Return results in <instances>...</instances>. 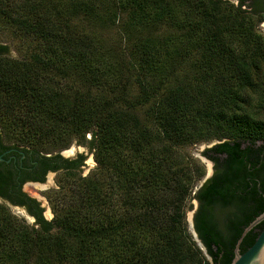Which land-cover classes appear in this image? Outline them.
<instances>
[{
    "label": "trees",
    "instance_id": "1",
    "mask_svg": "<svg viewBox=\"0 0 264 264\" xmlns=\"http://www.w3.org/2000/svg\"><path fill=\"white\" fill-rule=\"evenodd\" d=\"M11 1L0 26L33 46L18 59L0 44V140L35 152L43 180L83 159L46 146L91 133L96 169L51 220L31 210L37 227L0 204V264H229L264 209V0ZM211 140L194 214L208 260L184 223L201 172L180 150Z\"/></svg>",
    "mask_w": 264,
    "mask_h": 264
},
{
    "label": "rangeland",
    "instance_id": "2",
    "mask_svg": "<svg viewBox=\"0 0 264 264\" xmlns=\"http://www.w3.org/2000/svg\"><path fill=\"white\" fill-rule=\"evenodd\" d=\"M21 1L22 0H12L10 4L15 7L22 3ZM234 2L237 3V1ZM256 3L258 4V2ZM256 28L260 33L264 34V18L256 19ZM99 33H103L111 43H115L118 39V31L116 28H110L106 32H104L102 28H99ZM0 44L7 47L5 51L6 56L18 59L26 56L29 49L32 50L31 48L33 46V44H30L29 37L23 36L20 30L14 26L12 27L10 23L0 26ZM6 140L4 139L5 143L14 142L13 140ZM217 142V140L199 142L180 150L181 154L185 155L184 158L189 161L190 166L193 169H199L201 172L200 176L196 175L192 192L186 199L184 223L189 237L205 255L206 251L198 244L194 234V214L198 207L195 194L206 179L213 173V162L205 155V151ZM56 151L58 150L51 146H46L42 153L52 154ZM61 153L64 157L72 159L76 158L78 154L83 155V165L77 168L75 176L66 177L63 170L57 171L56 173H49L41 185H36L41 188L33 191V197L38 199L40 207L43 209V215L47 220H51L62 207H67L72 203L76 196V180L79 177L93 175L96 169L91 133H87L84 138L72 139L69 145L61 150ZM23 190L28 192L30 189H27L25 186ZM2 203L3 202L0 201V204ZM7 209L17 220L24 221L22 224L37 227L24 208L7 207ZM206 258L210 260L208 255H206Z\"/></svg>",
    "mask_w": 264,
    "mask_h": 264
},
{
    "label": "flooded vegetation",
    "instance_id": "3",
    "mask_svg": "<svg viewBox=\"0 0 264 264\" xmlns=\"http://www.w3.org/2000/svg\"><path fill=\"white\" fill-rule=\"evenodd\" d=\"M61 150L62 149H59L52 154H45L44 156L51 157L56 155L61 160H73L72 158L64 157ZM34 153L35 152L31 149L27 150L22 145H18L15 142L5 143V141L0 140V157L2 158L0 160V201H2V204L6 207L24 208L30 218L33 219L35 225L37 223L36 217L31 210L41 209V214L43 217L44 215L38 199L33 197V191L41 188L36 185H41L49 173L62 171L63 168L55 170L47 168L43 173V180H40L39 177L42 173L41 162ZM79 155L81 154H78V156ZM78 156L76 158H78ZM83 159L78 168L83 165ZM55 160H53V162ZM25 186L27 189H30L28 192L23 190ZM22 199L25 201L21 202ZM30 199L33 201L34 207H31L33 204Z\"/></svg>",
    "mask_w": 264,
    "mask_h": 264
},
{
    "label": "water",
    "instance_id": "4",
    "mask_svg": "<svg viewBox=\"0 0 264 264\" xmlns=\"http://www.w3.org/2000/svg\"><path fill=\"white\" fill-rule=\"evenodd\" d=\"M218 143V142H217ZM264 152V149H263ZM2 158L0 157V160ZM209 178V177H208ZM207 178V179H208ZM206 179V180H207ZM264 220V209L248 225H246L236 240L233 248V258L229 264H264V226L256 236L254 242L245 251L240 252V243L248 231ZM195 237L204 250L205 247L194 230Z\"/></svg>",
    "mask_w": 264,
    "mask_h": 264
}]
</instances>
